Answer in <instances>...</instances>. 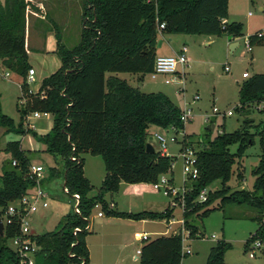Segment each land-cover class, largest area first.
Returning <instances> with one entry per match:
<instances>
[{"label": "trees", "instance_id": "obj_1", "mask_svg": "<svg viewBox=\"0 0 264 264\" xmlns=\"http://www.w3.org/2000/svg\"><path fill=\"white\" fill-rule=\"evenodd\" d=\"M28 8V0H0V61L10 73L20 77L22 96L26 97L25 103L17 105L18 122L0 107V126L5 132L31 133L44 144L45 151L58 165L49 167L50 176H62L68 193L79 196L78 213L74 210L66 213L50 231L31 233L30 238L39 246L33 264H81L82 261L86 264L85 238L89 233V217L97 205L102 213L116 217L166 221L173 217L171 206L159 212L137 213L108 208L105 193L117 192L121 183L152 184L161 175L172 172L171 156L156 150L145 151L149 128H172L176 132L184 125L182 109L167 94L142 91L115 73L137 74L138 80L150 74L161 34H226L233 38L242 36L243 24L224 21L228 17V0H83L84 20L79 41L66 48L59 33L55 34L60 64L41 79L39 90L44 92L41 98L26 92L25 76L31 67L24 34ZM162 22L164 27L159 29ZM248 39L252 44L258 38L250 35ZM238 94L241 108L263 101L264 73L244 80ZM34 111L49 112L52 117V125L44 134L25 124L27 116ZM249 124L246 119L240 129L216 134L197 151L198 176L189 185H183L182 216L190 237L197 236L198 231L189 224L192 215L203 218L226 205H246L258 211L253 217L258 225L244 246L247 248L256 241L264 244V154L252 169L255 176L252 189L230 191L227 185L233 166L254 141L255 133L249 132ZM262 125L264 128V121ZM260 135V145L264 148V129ZM181 143L182 148L187 145L185 134ZM231 145H236L234 151H230ZM3 151L9 156L0 168L2 219L8 205L35 184L28 174L32 163L29 150L22 148L20 140L7 141ZM82 153L98 155L104 164V177L93 196L88 195L92 186L84 175ZM237 176L241 177L239 173ZM215 180H220V188L209 191L205 201L196 202L199 192ZM19 233V218L11 217L0 234V264H20L17 252L8 244ZM230 248L231 243L218 239L210 247L205 264H226L225 253ZM183 256L180 233L160 234L141 243L138 263L185 264Z\"/></svg>", "mask_w": 264, "mask_h": 264}, {"label": "rangeland", "instance_id": "obj_2", "mask_svg": "<svg viewBox=\"0 0 264 264\" xmlns=\"http://www.w3.org/2000/svg\"><path fill=\"white\" fill-rule=\"evenodd\" d=\"M28 1L29 8L26 11L24 34L28 60L35 69L36 81L30 84V87L34 89L40 84L43 77L55 71L60 64L56 54L55 34L59 33L61 42L66 48H71L78 43L84 20L83 0ZM228 8L231 15L230 20L242 21L244 25L242 36L237 38L238 46L233 51H230L227 40H225L226 34L219 36L198 34L170 36L164 34L163 38L166 40L160 47H157L158 54H175L174 52H179L184 44L187 47L186 54L191 59L185 68V74L179 76L178 81L165 84L163 76L151 79L149 74H145L140 82L137 74L115 73L117 77L125 79L133 86H139L144 91L163 92L181 109L188 108L190 110V118L184 122L183 128L180 130L167 131L152 126L149 128L150 134L147 137V141L154 150L160 152L161 145L154 136L156 133L168 138L170 136L176 138L175 142H167V155L173 158V182L177 189L182 187L185 180L180 155L183 134H185L187 145L199 151L202 145L216 134L236 131L242 127L246 119L250 121L248 130L255 133L254 141L247 145L243 155L238 159V163L233 166V173L227 183L230 191L252 189L255 178L252 169L258 165L260 157L264 154V148L260 145V132L264 129L262 125L264 100L252 103L249 108H241L238 96L239 86L244 80L254 74L264 73V39L253 43L252 51H248L245 45V40L250 35H254L264 28V0H228ZM167 37H171V40H168ZM159 40H162L160 35ZM210 40L211 42L207 44L206 41ZM169 49L172 51L169 52ZM226 66L229 67V71H225ZM4 72V67L0 66V107L4 114L18 122L17 105L22 104L21 79L12 73L10 76H4ZM178 72H180V68H178ZM243 72H246L248 77H244ZM213 107H216L221 113L231 111V114L223 117L219 114L214 115L212 114ZM42 119H49L48 124L52 120L51 117ZM37 120L39 119L35 121ZM210 123H215L213 129L208 125ZM25 124L36 130V124L31 119L27 118ZM206 126H209L210 131H206ZM16 139L20 140L24 149L29 150L31 161L42 164L45 168L41 184L48 193V205L28 216L30 232L44 233L54 229L63 216L73 210L74 200L69 193L63 190L61 178L50 176L48 169L55 160L50 153L42 150L45 147L44 144L31 133L20 135L5 132V129L0 126V167L3 161L1 148L7 141ZM235 149L236 145L230 146V151ZM81 156L84 159V173L92 186L88 195L93 196L97 193L104 177V164L98 155L82 153ZM238 173L241 177L237 176ZM186 183L189 185L191 182ZM220 186V180H215L206 188L207 194L209 191L218 190ZM104 198L109 209L132 213L142 210L159 212L167 208L169 203L174 200L176 205L170 206L175 208L176 222L184 220L179 197L173 199V197L166 196L161 191L153 189L149 183H121L117 192H107ZM99 210L101 208L97 205L89 217L88 236L92 259L86 264H98L100 260L104 264H139L137 260L133 259L136 244L130 236V230L133 228L131 219L134 221L137 219L111 216L106 212H103V218H94ZM257 214V210L246 205L230 204L226 205L223 210L211 211L203 218L192 215L188 221L189 224L198 228L197 236L190 237L189 235L184 240V246H188L191 253L184 255L182 262L205 264L210 247L218 239H225L231 243V248L225 253L226 264H264L262 247H254V243L247 248L244 246L246 239L257 228V220L253 219ZM108 217L114 218L107 220ZM165 222V220L157 219L144 225L143 229L149 232L152 230L162 231L166 228ZM179 225H174L177 233L186 234L189 231L184 223ZM182 228L185 232H182ZM10 242L11 240L8 242L9 245ZM123 242L126 245L123 246Z\"/></svg>", "mask_w": 264, "mask_h": 264}, {"label": "built area", "instance_id": "obj_3", "mask_svg": "<svg viewBox=\"0 0 264 264\" xmlns=\"http://www.w3.org/2000/svg\"><path fill=\"white\" fill-rule=\"evenodd\" d=\"M249 14H251L249 12ZM164 27V23L159 24V29H162ZM258 39H261L264 37V28L260 31H257L254 34ZM245 45L247 50L251 49V44L249 39L245 40ZM187 47L185 45L182 46L181 50L179 52H176L172 55H157L155 58L154 63V69L149 74L151 79H156L158 76H163V82L165 84L173 83L178 81V77L185 74V68L188 66V58H187ZM0 66H3L0 61ZM178 68H180V72H178ZM5 69L4 76H10V71L8 69ZM225 71H229V67H225ZM243 76H247V73H243ZM35 69L33 67H30L27 70L26 76H25V82L27 84V94H34L39 95L41 98L44 97V92L39 90V85H37L36 88L30 87V84L35 82ZM26 102V97H21V103ZM212 114L214 115H221L222 117L225 115H230L231 111H227L226 113H221L216 107H213ZM190 110L188 108L182 109V115L181 119L183 122L188 120L190 118ZM213 115V116H214ZM49 112H41V111H34L30 115L27 116L28 119L34 118L38 119L41 117H50ZM212 116V115H210ZM206 120H208V117H206ZM167 131H174V129L169 128L166 129ZM184 135V134H183ZM154 136L158 139L160 145H161V153L167 154V142H175V137L170 136L169 138L167 136H164L162 134L156 133ZM180 155L182 158V164H183V173L185 174V180L186 182H191L193 179H195L198 176V167L196 165L197 163V150H194L189 145L184 146L181 151ZM71 159H74L73 156H71ZM15 164V161L12 162ZM45 168L42 164L39 163H31L29 166L28 174L30 177H32L35 181V184L32 188L29 189V191L22 195L19 199L11 202L6 210L5 217L1 220L3 224L10 223L11 217L17 216L19 218V224H20V233L15 235L10 242V246L17 252L19 256V262L20 264H33L34 263V255L36 251L39 249V246L36 244L35 241H33L30 238L31 232H30V224L28 216L30 213L35 212L39 210L40 208L44 209L47 207V198L48 193L43 188L41 181L43 179V172ZM153 189L161 191L164 195L173 197L175 199L176 197H179L181 205L180 209L183 212L184 209V192L185 188L182 185L180 189H177L172 181L169 180V177L166 176V174H163L159 177L158 181L151 184ZM63 190L68 193V189L65 185L62 184ZM71 197L74 200L73 203V210L75 212H79L78 209V201L79 196L77 194H71ZM207 198V191L206 188L202 189L198 196L196 197V202H202L205 201ZM170 205H176L174 200L171 202ZM97 207V206H96ZM97 216L103 215L102 211L99 210L96 213ZM180 223H184V220H179ZM89 228V224H88ZM77 229H75L76 231ZM74 231V233H75ZM182 232H185L184 228H182ZM173 233H177L174 231ZM182 239V255L190 254L191 249L188 246H184V240L189 237V231L186 232V234H181ZM186 235V236H185ZM133 237L138 242H143L147 240L150 237V233L146 231H135L133 234ZM254 247H262L264 249V244L260 243L259 241L254 242ZM140 255V247L135 250V256L134 259H138ZM83 264V261L81 262Z\"/></svg>", "mask_w": 264, "mask_h": 264}, {"label": "crops", "instance_id": "obj_4", "mask_svg": "<svg viewBox=\"0 0 264 264\" xmlns=\"http://www.w3.org/2000/svg\"><path fill=\"white\" fill-rule=\"evenodd\" d=\"M250 15V14H249ZM231 15H230V13H229V8H228V17L224 20L225 22H231V21H238V20H230L231 18ZM233 19V18H232ZM238 22H241V23H243L242 21H238ZM243 29H244V25H243ZM163 35L164 34H161L160 36H162V40H159L160 41V45L159 46H157V47H160L161 45H162V43H163V41H165L166 39H164L163 38ZM168 35V34H167ZM170 36H173L174 34H169ZM253 35V34H252ZM175 36H178V35H175ZM226 37V39L225 40H227L226 42H227V44H228V46L230 47V51H233L237 46H238V42H237V38L238 37H229V36H225ZM224 37V38H225ZM160 39H161V37H160ZM167 39L168 40H171V37H167ZM261 39H264V37L263 38H261ZM260 39H257L256 41H259ZM211 42V40L210 41H206V43L208 44V43H210ZM253 44V43H252ZM252 44H251V49L250 50H248V51H252ZM184 45V44H183ZM186 46V45H185ZM247 49V48H246ZM172 51V49H169V52H171ZM174 53H176V52H174ZM157 55H170V54H158L157 53ZM187 58H188V62L189 61H191V59H190V57L187 55ZM30 63V62H29ZM30 65L32 66V67H34L31 63H30ZM243 73H246V72H243ZM243 75V74H242ZM138 77H139V75H138ZM244 77H248V74H247V76H244ZM143 79V78H142ZM142 79L141 80H138V81H142ZM142 85H143V83H142ZM139 87V86H138ZM140 90H142L141 88H140ZM142 91H144V90H142ZM145 92H150V91H145ZM51 117V116H50ZM42 118H44V117H41V118H38L39 120H37V121H35L36 119H34V118H31V120L32 121H34L35 122V124H36V132L37 133H39V134H44V133H46L49 129H50V127H51V125H52V120H51V122H50V124H48L49 123V119L47 120V119H42ZM45 118H48V117H45ZM52 118V117H51ZM42 119V120H41ZM37 122V123H36ZM212 124H215V123H210V124H208V125H210L211 127H212ZM207 127V126H206ZM5 146V145H4ZM4 146L1 148V150L3 151V148H4ZM22 146V145H21ZM23 148V147H22ZM43 151L45 150V147L42 149ZM9 155L7 154V153H5L4 151H3V156H2V160H4V159H6L7 157H8ZM52 166H57V164H56V162H54L53 164H52ZM1 168V167H0ZM84 175H85V173H84ZM86 176V175H85ZM166 176L167 177H169V178H171L172 179V183L174 184V182H173V174H172V172L171 173H168V174H166ZM60 178H61V181H62V184H63V177L62 176H59ZM87 177V176H86ZM87 179H88V177H87ZM103 179V178H102ZM89 180V179H88ZM170 204H171V202L169 203V206H170ZM172 206V205H171ZM174 206V205H173ZM175 209V208H174ZM173 209V217L170 219V220H168V221H166L165 223H166V228L164 229V230H162V231H156V230H152V231H147V230H145V229H143V226L144 225H146L147 223H151V222H154L155 220H150V219H139V220H137V221H134V220H132L131 219V226L133 227L131 230H130V236H132V241H134V243L136 244V247H135V250L137 249V248H139L140 246H141V242H138V241H136L135 239H134V237H133V234H134V232L135 231H146V232H148V233H153L154 235L153 236H156V235H160V234H169V233H173L175 230H176V228L174 229V225H177V224H180L179 226H181V223H179L178 221L176 222V217H175V210ZM163 210H165V209H163ZM162 210V211H163ZM98 212V211H97ZM96 212V213H97ZM181 215V214H180ZM95 217H98V218H103L104 217V213H103V215H101V216H97V215H94V218ZM109 218H114V217H108V219L107 220H110ZM178 219V218H177ZM162 220H164V219H162ZM105 222V221H104ZM108 222V221H107ZM130 222V221H129ZM102 223H103V221H102ZM103 224H105V223H103ZM107 224V223H106ZM109 224V223H108ZM179 226H178V228H179ZM89 227H90V223H89ZM142 228V229H141ZM89 231H90V228H89ZM153 236H151V234H150V237H153ZM122 237V236H121ZM85 240H86V245H87V249H88V261L90 260V259H92V253H91V247H90V244H89V236H88V234L86 235V238H85ZM133 243V244H134ZM130 244H132V242H130ZM124 245H126V243H124L123 242V246ZM263 251H264V249H262ZM134 256H135V253H134V255H133V259H134ZM135 260V259H134ZM137 261H138V259H136ZM99 263L98 264H104L101 260L100 261H98Z\"/></svg>", "mask_w": 264, "mask_h": 264}, {"label": "water", "instance_id": "obj_5", "mask_svg": "<svg viewBox=\"0 0 264 264\" xmlns=\"http://www.w3.org/2000/svg\"><path fill=\"white\" fill-rule=\"evenodd\" d=\"M160 45V41H158V46ZM206 128H209V126H207ZM214 128V124H212V129ZM145 151L146 152H149V153H153L154 152V148L153 146L147 142L146 145H145ZM63 185H64V181H63ZM3 228H4V224L0 218V234L3 233Z\"/></svg>", "mask_w": 264, "mask_h": 264}]
</instances>
